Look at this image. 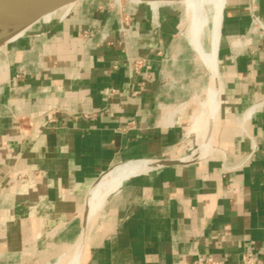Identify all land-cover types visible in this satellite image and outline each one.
I'll use <instances>...</instances> for the list:
<instances>
[{
	"label": "crops",
	"instance_id": "crops-1",
	"mask_svg": "<svg viewBox=\"0 0 264 264\" xmlns=\"http://www.w3.org/2000/svg\"><path fill=\"white\" fill-rule=\"evenodd\" d=\"M206 1L217 121L209 152L189 159V113L169 124L158 112L187 98L162 95L179 13L76 9L0 48V264H53L78 247V264H264V34L250 31L264 0H220L218 36ZM207 51L193 62L208 69ZM132 161L150 167L89 216L94 186Z\"/></svg>",
	"mask_w": 264,
	"mask_h": 264
},
{
	"label": "bare ground",
	"instance_id": "bare-ground-1",
	"mask_svg": "<svg viewBox=\"0 0 264 264\" xmlns=\"http://www.w3.org/2000/svg\"><path fill=\"white\" fill-rule=\"evenodd\" d=\"M154 6L157 5L158 0H150ZM204 1V0H203ZM216 2L215 5V16L217 17V28H216V35H219V27H220V13H221V3L220 0H214ZM188 15V26L185 33L179 34L175 43L172 46V54L170 56V64L179 62V61H186L189 63H194L193 61L202 54V45H203V33L205 31V22H206V11L203 6L202 0H186L185 8ZM50 15L45 16L48 19ZM182 17V14H181ZM182 20V18H181ZM182 23L180 22V26ZM21 32H18L10 39L17 38ZM216 49H217V42L214 43V47L212 50L211 55V63L209 66L210 74L212 75V84L210 87H206L199 95H196L194 98L197 100H201L203 105L201 107V112L199 116V120L191 123L189 132V139L190 143L185 150L183 155V159L193 158L198 155H202L203 153L209 152L211 149V142L214 138V129H215V121H217V110H216V102H215V95H216V88L215 85L218 86L219 83V76H218V69L216 64ZM167 78L169 79V83L163 89L162 95L163 97H168L171 92V84L174 82L173 74L169 72L167 74ZM174 84V83H173ZM187 105V101L180 102L176 105H173L172 108L167 112L165 118L166 121H170L172 123L175 118L183 111H185ZM211 106L210 116L209 113L207 115L206 112L208 108ZM206 113V114H205ZM198 158V157H197ZM138 162V163H137ZM142 165V166H141ZM150 167V163L148 161H132L126 164L119 165L116 168H113L108 173H106L94 186L92 191L89 194L88 198V214L90 216V206H94L95 210L94 213L99 210L102 205L105 203L108 195H103L96 198L92 201L91 199L95 194L98 185L101 181L106 177L110 176L113 178L115 182L118 183V186H121L128 178L138 173L144 172L148 170ZM115 170V171H114ZM113 171V172H112ZM152 171V170H150ZM112 172V173H111ZM111 173V174H110ZM108 180V179H107ZM110 186V185H108ZM107 188V187H106ZM104 189V188H103ZM93 209V208H92ZM91 209V210H92ZM97 213V212H96ZM93 214V213H92ZM81 244L78 243V246ZM83 247V246H82ZM80 257L79 247L75 253L68 256V260L65 264H78ZM55 260V259H54ZM66 261V260H65ZM57 260L53 264H64L65 262Z\"/></svg>",
	"mask_w": 264,
	"mask_h": 264
},
{
	"label": "water",
	"instance_id": "water-1",
	"mask_svg": "<svg viewBox=\"0 0 264 264\" xmlns=\"http://www.w3.org/2000/svg\"><path fill=\"white\" fill-rule=\"evenodd\" d=\"M228 0H225V6ZM148 8L155 17L161 10H171L181 15L179 0L157 1L154 6L150 0H0V48L16 41L39 24L49 22L55 17L81 9L105 11L122 18L129 17L134 10ZM50 15L48 19L45 16ZM21 32L15 38L12 36ZM181 160L164 161L162 164H180Z\"/></svg>",
	"mask_w": 264,
	"mask_h": 264
},
{
	"label": "rangeland",
	"instance_id": "rangeland-1",
	"mask_svg": "<svg viewBox=\"0 0 264 264\" xmlns=\"http://www.w3.org/2000/svg\"><path fill=\"white\" fill-rule=\"evenodd\" d=\"M158 1L171 2L172 0H158ZM179 1H180V7H181V11H182L181 12V14H182V20H181L182 25L180 26L179 34H182V33H185L187 30L188 15H187L186 11L184 10L186 0H179ZM202 2L204 3V8H207L209 1H206V0L203 1L202 0ZM206 32H207V30H205L203 33V36H204L203 42L206 43V49H208L207 54H206V57L208 60V69L205 67V64H202L201 62L188 64L186 61L182 60V61L170 64L169 61H170V56L172 54V51L170 53L168 52L164 56V69H163L162 86L166 85L167 74L169 72H171L175 78V87L171 91L170 102L176 103L178 100H181L182 98L187 97L185 99H182L183 101H185V100L187 101V105H186L185 111L181 112L180 114H182L184 112H188L189 113V120L191 121V123H194V122L199 120L201 107L203 105V102L201 100H199V99L197 100V98H194V97L196 95H199L203 90L206 89L207 86L210 87V85L212 84V78H211V74L209 72V64H210L209 62H210L212 53L209 52V45L207 44ZM4 49L6 51L7 46ZM0 69H1V67H0ZM218 85H219V83H218ZM218 87L219 86L215 85V88H216V95H215L216 105H217V99H218ZM171 108H172V106H165V105L161 104L159 109H158V112H160L161 114L166 116L167 112ZM208 111L209 112H206V113H207V115L209 113V116H210L211 106L208 108ZM169 124H171V123H169ZM189 130H190V126H189L188 131ZM188 131L186 133V136L189 138V132ZM207 153L208 152L203 153L202 155H205ZM108 185H110V186H108ZM119 188L120 187L118 186V183L115 182L112 177L106 176V178L104 180H102L98 189L95 191V194L92 197V201H94L96 198L103 196L105 194L106 195H108V193H109V195L113 194L114 191L116 189H119ZM91 209H90L91 213H93L92 215H93V217H95V215L97 214L96 212H98V210L94 213L93 211L95 210V208L93 205L91 206ZM75 243L77 244L78 242L75 240ZM68 256L69 255H66V254L61 255L58 258L59 262L66 260L64 262V264H65L68 260Z\"/></svg>",
	"mask_w": 264,
	"mask_h": 264
},
{
	"label": "built area",
	"instance_id": "built-area-1",
	"mask_svg": "<svg viewBox=\"0 0 264 264\" xmlns=\"http://www.w3.org/2000/svg\"><path fill=\"white\" fill-rule=\"evenodd\" d=\"M68 15V13L66 14H62V17H66ZM120 28L122 31H124V23L122 22L120 25ZM252 35L254 36H261L264 34V22L262 20H260L257 16H254V19L252 21V26L250 29ZM100 33V29H96L94 27L87 29L86 31H84V35L86 37V39L89 42H93L96 37L99 35ZM13 176L15 178H18V176H22L21 173H14ZM188 264H227L224 261H220V260H216L213 257L207 256V257H203V258H198L195 259L191 262H189ZM243 264H253L252 260H247L245 261Z\"/></svg>",
	"mask_w": 264,
	"mask_h": 264
}]
</instances>
